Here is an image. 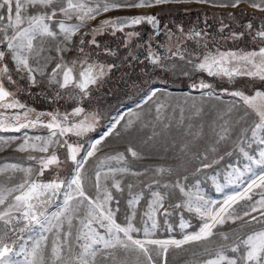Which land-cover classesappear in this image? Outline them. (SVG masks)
Listing matches in <instances>:
<instances>
[{
	"label": "snow or ice",
	"instance_id": "obj_1",
	"mask_svg": "<svg viewBox=\"0 0 264 264\" xmlns=\"http://www.w3.org/2000/svg\"><path fill=\"white\" fill-rule=\"evenodd\" d=\"M190 3L207 4L210 7L220 8H236L240 3H249L250 7L264 12V0H0V109L17 110L10 114L0 112V132H21L22 129H35L38 126L48 130L46 137L29 136L25 132L23 142L15 148L16 151L22 153L31 151L44 154L39 157H27L34 163L27 166L17 163L0 166V175L9 171L23 174L19 182L14 184L9 185L0 181V224L5 226L0 229V264H100V261L109 259L113 264H124L123 261H117L116 253L112 251L117 248L125 252L142 253L148 264H156L152 257L153 252L157 256L166 255L170 246L181 248L186 244L211 242L212 238L218 235L216 232L218 227H223L226 222L235 224L237 221H244L239 225L240 231L230 243L228 233H219L220 239L225 243L219 244L215 250L206 248L205 252L211 258L203 260L202 264H264V171L260 174L253 172V166L264 169V148L258 152V158H256L249 155L243 146L245 144L248 146L264 145V91L257 90L254 95L250 96L238 89L231 91L223 89L218 95L215 90H212V84L203 78H200L198 83L194 81L189 85L190 89L200 91L202 96L216 100H221L224 94L237 98L225 102L229 106L217 117L223 120L218 132L216 122L213 121L212 130L217 136V144L230 139L236 125H246L240 127L236 146L249 164L243 172L233 169L229 177L234 176L235 180H240L245 173H251L253 178L249 180L242 192L226 197L217 205L216 202L205 199L199 192L193 193L179 179L175 183L152 179L144 184L143 189L134 193L132 190L137 185L133 183L125 185L123 177L128 174L137 176L140 173L129 167L124 152L99 159L92 185L95 193L94 195L89 194L85 189V165L89 158L99 150L98 146L103 137L91 143L87 149L79 143L70 142L67 137L85 136L94 128L98 119L96 114H85L81 119L74 120L73 117H80L85 112L82 107L77 106L70 113H36L33 118L32 114L35 110L21 103L15 92L10 91L4 83L7 80L11 84H16L11 75L12 69L6 62L10 57L15 71L20 73V78L26 79L29 84L35 86L42 83L43 80H37V75L41 77L47 75L48 84H56L62 90L78 89L82 94L81 98H85L88 95L89 86L96 84L104 76L105 66L91 61L88 57L79 61L74 59L69 63L64 61L63 53L71 50L69 45L73 43V37L80 33L88 22L111 11ZM231 15L229 13L230 17ZM73 18L77 21L76 23L66 22ZM145 22L152 25L154 30L158 25L157 17L151 14L101 20L98 26L91 29L90 33H83L77 50L80 53L84 52L83 45L86 41L83 36L91 35L92 39L87 43L96 44L95 36L103 34L108 29L115 34L116 31H124L125 28L139 26ZM247 27L251 29L252 25L249 24ZM155 34L159 35V31ZM125 35L128 37L127 46V43L139 33L129 31ZM239 35L233 33L230 38L237 39ZM201 37V32L187 34V38H196L198 43ZM171 38L169 36V40ZM257 38L264 41V26L256 32L253 40ZM49 39L55 43V51L60 58L51 72H47V68L56 57H43L44 63H40L41 54L46 50L45 46ZM205 47L207 48L206 44ZM47 50L52 49L49 46ZM168 52L169 56L161 57L149 45L147 59L157 67L166 68V65L161 63L162 59L178 57L189 66L182 72V75L187 77H191L194 73H206L209 77L221 80L226 78L230 82L237 77L264 81V45L258 50L247 52L217 49L215 52L206 51L203 55L189 53L186 56L178 41L176 50L172 51L168 48ZM77 64L80 65L78 73L75 70ZM107 67L110 70L113 66L108 65ZM203 90L210 91L204 92ZM57 95L59 96L60 93ZM155 95L154 90L148 99H152ZM240 107L244 108L243 115H238L234 125L230 126L231 114L238 111ZM165 109L166 105L163 103L156 106L158 121L162 119ZM193 109L192 115L188 117L189 121L199 117L203 111L195 105ZM184 111L181 107L179 120L181 126L185 120ZM174 114L175 109H173ZM45 115L48 119H41ZM225 116H228L229 120H224ZM250 116L255 117L251 122H249ZM170 126L171 123L164 125L166 129ZM115 127L116 124H113L104 135L110 134ZM193 127L192 123L187 125L188 130ZM199 129L194 134V138H199L201 135L203 124L199 126ZM185 134L192 133L186 130ZM15 139V137L6 138L3 143L8 144ZM186 147L187 144L181 150L183 151ZM58 149H66L64 160H61L58 155ZM82 150L83 155H81ZM212 151H216L215 146L212 147ZM127 155L133 159L143 158L141 153L131 145L127 149ZM68 161L73 165L72 171L70 175L61 177L59 169ZM108 161H116L118 166H108L105 170ZM208 166L203 165V167ZM51 168L56 169V174L51 180L38 179ZM172 171L171 168L163 166L155 168L156 175L165 173L171 175ZM13 179L14 176H7L9 182ZM184 179L186 180L187 177ZM153 185L164 189H178L184 199L170 207L183 208L194 213L202 222L199 230L186 234L179 240L151 238L152 232L147 229L145 239L134 238L131 234L138 230L133 220L137 215L136 206L144 196V189L150 190L151 199L148 200L147 208L142 215L151 222L152 230L158 226L156 217L161 209L163 215L169 214V209L165 207V200L172 193H162L153 189ZM125 188L130 197L127 201L130 214L127 216L126 224L121 225L116 219L119 207L115 210L111 207L113 201L117 205L120 202L112 189H115L116 193L123 194ZM254 189L260 190L258 193L260 198L255 201H253ZM242 200L252 202L244 206L246 208L244 211L235 207ZM53 206L55 210L49 211ZM253 213H258V215H253ZM245 217L249 219L245 220ZM254 222L261 226L254 227ZM247 227H251V231H243ZM9 232L21 234L17 239L23 240V243L18 249L17 240H12L11 244L6 242ZM25 233L28 235H23ZM48 234H51L50 245Z\"/></svg>",
	"mask_w": 264,
	"mask_h": 264
},
{
	"label": "rangeland",
	"instance_id": "obj_2",
	"mask_svg": "<svg viewBox=\"0 0 264 264\" xmlns=\"http://www.w3.org/2000/svg\"><path fill=\"white\" fill-rule=\"evenodd\" d=\"M243 10L257 15L264 14L249 6V3H240L236 8H220L210 7L207 4H164L153 8L131 9L111 11L101 14L95 20L87 23L86 27L73 37V43L69 45L70 51L63 53L64 61L71 62L72 60H82L85 57L90 58L91 61L97 62L105 66V74L98 80L96 84L90 85L88 88V95L81 98L78 89L68 88L60 89L56 84H48L47 75L41 77L37 75V80H43L35 86L28 83L26 79L20 78V73L15 71L11 58H7V64L12 69L11 75L16 81L15 89L18 90L15 94L19 101L25 104L26 96L24 89H37L30 97L33 105L28 107L34 109L33 118L36 113H66L71 112L75 107H82L85 112L80 117H73L74 120H79L85 114L95 113L98 117L94 128L83 137L68 136L70 142L79 143L87 149L91 143L100 140L96 154L89 158L85 165V189L89 194L95 193L93 188L94 172L99 159L113 155L118 152H125L124 148L131 145L136 151L141 153L142 159L132 160L126 157L128 165L133 171H139L143 168L141 176H133L128 174L123 177L125 185L133 183L137 187L133 188V192H139L144 188V184L149 183L152 179L162 181H171L175 183L177 179L187 186L193 193L199 192L209 201H214L219 205L226 197L242 192L244 187L253 174L245 173L238 182L235 177H229L233 169L244 171L249 162L245 159L242 153L237 148L238 135L241 126L236 125L231 134V138L216 143L217 136L213 132V121L216 122V131H219V125L223 120L217 119L220 112L225 110L229 105L225 102L233 101L237 98L230 97L226 94L221 96V100H216L207 96H202L200 91L190 89L191 83L199 82L203 78L206 82L212 84L216 94H221L223 89L240 90L247 95H254L255 91H264V81L259 79H252L248 77H237L233 81H228L226 78L221 80L216 77H209L206 73H194L191 77L182 75V72L188 69L185 61H181L178 57L171 59H162L161 63L166 65V68H160L153 65L148 57L149 45L151 49L161 57L170 55L168 48L172 51L176 50L177 42L184 50L187 56L189 53H196L203 55L206 51L211 50L215 52L220 51H253L258 50L260 46L264 45V41L257 38L253 40L256 32L264 26V19L249 17ZM231 13V17L229 16ZM137 14H151L164 17H173L175 25L171 32L167 34L166 31L155 40H150L149 24L142 23L139 26L125 28L124 31H116L112 33L111 29L106 30L103 34L95 36L96 44L87 43L92 39L91 35L83 36L86 41L83 45L84 52L80 53L77 49L79 40L84 32L91 31L92 28L99 25L101 20L120 17L132 16ZM69 24L76 23L75 18L66 21ZM251 24L252 28L247 26ZM134 31L139 33L131 39L129 43L128 37L125 33ZM190 32H201L202 37L197 42L196 38H187ZM206 33V35H203ZM233 33L242 34L239 38H230ZM171 36V40H169ZM97 44L99 45L97 47ZM207 45V48L205 47ZM51 51H48V47ZM46 50L41 54L40 63H44L43 57H56L47 68V72H51L55 64L59 62L60 58L55 51V43L48 40ZM35 63V61H32ZM108 65H112L108 69ZM175 65V67H173ZM76 72L80 70V65H76ZM26 75V73H25ZM9 83V82H8ZM13 87L14 84L9 83ZM24 84V88L22 85ZM40 89V91H38ZM42 89V90H41ZM156 95L152 99H148L153 91ZM204 92L210 90H203ZM57 93H60L58 96ZM24 95V96H23ZM47 95L48 98L40 97ZM163 103L166 109L163 110L161 120L156 119V106ZM193 105L201 108L203 111L199 117H195L189 121L188 117L192 115L194 109ZM184 108V124L180 125V108ZM173 109L175 114L173 115ZM17 110H3L8 114ZM23 111V110H19ZM244 108L231 114L230 126L234 125L235 118L238 115H243ZM171 117V120H169ZM41 119L47 120L48 117L42 116ZM255 119L254 116L249 117V122ZM224 120H229L228 116ZM119 121V123H116ZM131 121V124H129ZM171 123L169 128L164 125ZM192 123L194 125L190 130L187 125ZM116 124L115 129L110 134L105 136L109 128ZM203 124V129L199 138H194V134L200 130L199 126ZM189 131L192 134L186 135ZM27 132L29 136L41 135L47 136L48 130L43 127L35 129H22L21 132H0V166L4 164H23L25 166L34 163L27 159L28 156L39 157L44 155L39 152H18L15 150L16 146L23 142L24 133ZM250 136V133L248 134ZM15 137L8 144L3 141L6 138ZM187 144V147L182 151V147ZM215 146L216 151H212ZM245 151L258 158V152L264 148V145L252 144L248 146L243 145ZM227 153H231L230 155ZM58 155L61 160L65 159L66 149H58ZM83 155V150L81 152ZM206 157V158H205ZM140 163V164H138ZM209 165L203 167V165ZM108 166H118L116 161H108L105 165V170ZM163 166L171 168L172 174L167 173L163 175H156L155 168ZM73 165L70 161L63 164L59 169L61 177L70 175ZM199 169V171H197ZM217 174L213 177L219 182H212L211 172ZM264 169L253 166V172L260 174ZM56 174V169L51 168L38 179L49 181ZM12 175L14 179L9 182L7 176ZM22 173L6 172L0 175V181L5 184H14L19 182L22 178ZM209 175V176H206ZM184 177H187L185 180ZM35 178V177H34ZM119 178V177H118ZM197 180V181H196ZM235 180V182H233ZM245 180V181H244ZM143 182V183H141ZM153 189L163 192L172 193V195L165 200V207L169 209L168 215H163V210L157 214V228L152 230L151 222L147 220L142 214L147 208V202L151 199L150 190L144 189V196L140 203L136 206L137 215L133 220V224L138 231L131 235L137 239H145V230L152 232V237L160 240L182 239L184 235L196 232L201 226V220L194 214L183 208L170 207L180 203L184 197L178 189L168 188L164 189L158 185H153ZM113 194L119 199V205L112 202L111 207L115 210L119 207L116 213L117 223L121 225L126 224L127 216L130 214L127 201L130 198L127 188L123 194L116 193L112 189ZM259 189L253 191V201L258 200ZM251 201H240L235 205L240 211L246 210L245 205L251 204ZM53 206L49 211H54ZM258 215V213H253ZM249 219L245 217V220ZM244 221H237L235 224L226 222L223 227H218L217 236L212 238L211 242H200L183 245L181 248L169 247L166 255L157 256L155 252L152 253L153 260L156 264H202V261L211 258L205 252V249L215 250L219 244L225 243L220 239L219 233H228L231 239L240 231L239 225ZM182 225H184L182 227ZM261 225L255 224L254 227L259 228ZM5 226L0 224V229ZM243 231H251V227L245 228ZM21 235L19 233H8L6 242L11 244L12 240H17V249L23 240L17 239ZM27 236L28 234H23ZM49 235V245L51 242V234ZM150 248L152 246H149ZM116 253L117 261H123L124 264H148L147 259L142 253L136 251L125 252L119 248L112 250ZM231 255V253H229ZM99 260V258H98ZM100 264H113L112 260L100 261Z\"/></svg>",
	"mask_w": 264,
	"mask_h": 264
},
{
	"label": "flooded vegetation",
	"instance_id": "obj_3",
	"mask_svg": "<svg viewBox=\"0 0 264 264\" xmlns=\"http://www.w3.org/2000/svg\"><path fill=\"white\" fill-rule=\"evenodd\" d=\"M157 17L158 20V25L156 27V29H153L152 25H149V36H150V40H155L158 37H160L162 35V33L164 32V30H168L166 31L167 34L169 32L172 31L173 26L175 25V19L173 17H164V16H158L155 15ZM159 31V35H156L155 32Z\"/></svg>",
	"mask_w": 264,
	"mask_h": 264
},
{
	"label": "trees",
	"instance_id": "obj_4",
	"mask_svg": "<svg viewBox=\"0 0 264 264\" xmlns=\"http://www.w3.org/2000/svg\"><path fill=\"white\" fill-rule=\"evenodd\" d=\"M245 10H243V12H244ZM245 14H247V16H249V17H255V18H259V19H264V14H257V15H254V14H251V13H249V12H247V11H245L244 12ZM4 83H5V86L10 90V91H13V92H17L18 90H16L15 89V85H13V87L12 86H10V84L8 83V81L7 80H5L4 81ZM22 85V84H21ZM22 88H24V84L22 85ZM42 90V89H41ZM37 91V89H27V88H25L24 89V93H25V96H26V100H25V105H27V107H32V105H33V102L31 101L32 100V98L30 97L34 92H36ZM38 91H40V89H38ZM24 96V95H23ZM40 97H43V98H48L49 96H47V95H41Z\"/></svg>",
	"mask_w": 264,
	"mask_h": 264
},
{
	"label": "crops",
	"instance_id": "obj_5",
	"mask_svg": "<svg viewBox=\"0 0 264 264\" xmlns=\"http://www.w3.org/2000/svg\"><path fill=\"white\" fill-rule=\"evenodd\" d=\"M127 149H128L127 147L124 148V151H125L124 153L126 154V157H128V158H130V159H132V160H137V159H133L130 155H127ZM138 164H140V163H138ZM140 169H142V170H139V171H136V172L140 173V176H141L142 171H144V170H143V168H141V167H140ZM216 173L218 174L219 172H216ZM217 174H215L214 171L211 172V175H210V176L212 177V179H211L210 181H212V182H219V180H217V179L215 180V179L213 178V177L217 176ZM138 176H139V175H138ZM206 176H209V175H206ZM196 181H197V180H196ZM241 181L243 182V180H241V179L238 180V182H241ZM244 181H245V180H244Z\"/></svg>",
	"mask_w": 264,
	"mask_h": 264
}]
</instances>
